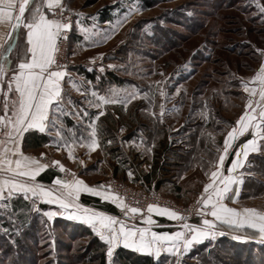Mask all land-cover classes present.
Wrapping results in <instances>:
<instances>
[{"label":"rangeland","instance_id":"obj_1","mask_svg":"<svg viewBox=\"0 0 264 264\" xmlns=\"http://www.w3.org/2000/svg\"><path fill=\"white\" fill-rule=\"evenodd\" d=\"M258 3L264 5V0ZM62 6L65 10L62 16L56 10L57 18H67L72 25L65 66L68 75L63 88L68 114L60 117L64 134L87 138L89 122L102 111L104 114L95 123L100 147L105 149L103 159L109 157V148H119L128 158L140 156V161L151 165L158 151L161 162L171 164L168 169L174 173L173 179L181 183L187 195L201 191L200 185L221 154L223 134L245 102L241 80L251 78L259 61H263L264 12L257 7V0H64ZM220 6L225 9L218 10ZM16 53L11 55V69L0 82V115ZM93 91L105 96L113 91L121 95L135 91L139 95L129 103L107 104L97 109L89 105ZM9 97H13L11 93ZM160 104L165 108L162 118ZM85 111L87 117L83 116ZM161 142L167 150L160 147ZM79 147L74 149L79 151ZM182 153L187 155L184 161L175 157ZM63 156L47 150L37 159L63 180H69L71 174L61 172L53 163ZM46 157L53 162H47ZM107 180L105 177L100 183L107 185ZM125 183L137 184L128 180ZM166 187L174 191L172 185ZM150 191L160 192L180 205L195 200L183 203L165 189ZM17 198L8 201V209L0 215V264H99L87 258L77 263L73 257L65 258L68 246L74 256L85 255L89 238L71 240L70 229L63 226L66 219L58 215L49 220L43 215L57 210L40 209L36 202V211L33 201H29L30 222L23 225L17 216L26 211L13 213L11 209V202ZM33 218L36 228L31 230ZM136 223L139 224L138 220ZM220 239L210 242L224 244ZM19 242V252H8L9 246L16 250ZM234 242L254 247L255 251L264 247ZM192 250L180 256L153 258L164 264H196L199 260H191ZM31 251L34 257L29 254ZM211 256L199 259L210 262Z\"/></svg>","mask_w":264,"mask_h":264},{"label":"snow or ice","instance_id":"obj_2","mask_svg":"<svg viewBox=\"0 0 264 264\" xmlns=\"http://www.w3.org/2000/svg\"><path fill=\"white\" fill-rule=\"evenodd\" d=\"M34 3L35 0H32ZM30 0H0V23H7L10 27L6 37H0V82L11 69L10 56L19 39L21 27L26 29V51L24 59L17 64L11 79L7 81V92L3 100V115H0V215L8 209V201L16 195H22L25 200L33 201V208L37 200L49 205H57L62 211H46L43 213L49 220L60 215L67 219L81 221L88 224L93 231L104 241L107 248L108 264H111L113 251L119 246L159 257L161 252H167L173 256L186 253L194 243H200L205 239H215L217 235H223L217 231L218 224L229 227L248 226L256 229L264 240V213L255 208L237 209L224 203L233 185L243 184L242 174L233 175L237 169L244 166L250 153L261 150V141H264V67L252 78V83L257 87L250 88L249 83L241 80L244 91L249 93L250 99L245 112L237 121V127L232 128L224 141L223 153L213 165L216 170L210 172V182L204 186L197 204V215L201 218L197 225L188 222L189 217L169 207H161L158 204H149L145 209L133 207L125 202V198L115 192L111 185H97L91 187L83 180L75 177L62 180L57 177L54 180V188L45 187L36 182V177L45 171L49 165L39 159L24 155L21 151L20 141L23 134L29 130H38L44 133L51 129L55 131L52 143L59 148H66L70 158L77 146L87 147L89 151H95L100 147L97 138L95 120L104 113L101 111L88 124V135L76 137L74 134L65 135V129L60 117L68 114L64 108L63 81L68 75L65 66L58 63L57 54L60 51V42L67 39V32L71 30V22L67 18H57L56 9H60L62 16L64 8L61 0H43V4H37L30 12L29 19L25 21V11ZM48 9L53 18L44 11ZM257 7L264 12V5L257 0ZM18 11L17 15H13ZM131 10L124 17L126 20ZM119 23V22H118ZM86 34L87 29L83 30ZM15 33V35H13ZM86 35V39H87ZM264 55V51L261 52ZM7 62V67L5 66ZM72 78L69 77V81ZM72 86L79 91L75 82ZM14 93L9 99L8 94ZM259 95V100L253 106L251 97ZM139 95L138 92H128L121 95L118 92H110L109 95H98L91 92L89 100L91 107L100 109L107 104L129 103ZM163 96L164 93L160 92ZM159 117L164 115V105L160 104ZM250 109L251 111H249ZM258 110V111H257ZM50 114L52 119H50ZM79 113H72L78 115ZM153 116L156 113H152ZM88 116L87 111L83 113ZM252 130V139L244 143L236 152L228 174L223 171L224 160L228 155V149L232 141L238 136ZM70 132V130H69ZM111 143V141H109ZM42 156L44 154H41ZM243 156V159H241ZM61 172H65L64 165L59 161L53 162ZM83 163V161H81ZM132 173L129 172V177ZM81 193H89L110 201L120 208L125 220L113 217L95 209H88L79 203ZM235 196H239V187ZM39 211V209H35ZM153 214L165 217L171 221L180 222V230L175 232H156L152 226L156 224ZM141 218L144 227H139L134 222ZM211 217V219L209 218ZM131 220L133 223H128ZM239 238V237H238ZM183 250V252H182Z\"/></svg>","mask_w":264,"mask_h":264},{"label":"crops","instance_id":"obj_3","mask_svg":"<svg viewBox=\"0 0 264 264\" xmlns=\"http://www.w3.org/2000/svg\"><path fill=\"white\" fill-rule=\"evenodd\" d=\"M63 2H64V0H61V4ZM38 4H43V0L40 1ZM32 5H33V2H32V0H30V3L28 5V7L26 8V11L29 8H31ZM18 6H19V0H17V9H18ZM58 9L59 8H57L56 10H58ZM44 11L49 14V18H53L51 13L48 12V9L46 7L44 8ZM17 14H18V11L13 13V15H17ZM25 21L27 22L26 19H25ZM21 29H23V31H24L25 48L22 49V51H21L22 54L15 61L14 71L16 70L17 64L24 59L25 51H26V29H24L23 27H21L20 30ZM9 31H10V27L7 23H0V37H6V35L9 33ZM13 35H15V33H13ZM16 46H17V44H16ZM16 46H15V48H16ZM15 48H14V50H15ZM3 50H4L3 48H0V53H2ZM12 54H13V52L11 53V55ZM9 59H11V56ZM259 62H260V65L254 70L252 77L246 80V82L249 83L250 88L257 87L256 83H252V78L257 74V72H259L261 67H264V55H263V61H259ZM11 64H13V60L11 61ZM12 74H11V77H12ZM65 79H66V77H65ZM65 79L62 82L63 88H64ZM0 91H1V87H0ZM5 92H7V90ZM241 93L245 97V102H244L243 106L241 107V112L238 115V117L231 122L230 127L227 128L223 134L221 154L223 153L224 141H225L228 133L232 130V128L237 127V121L239 120L241 115L245 112L246 106L248 104V100L250 99L249 93L245 92L243 87L241 88ZM11 94H12V96H14V93H11ZM0 95H1V92H0ZM62 95H63V93H62ZM8 96H9V94H8ZM9 99H11V97H9ZM251 99L254 102L253 106H255V102L259 100V95L257 94L256 97H251ZM2 105H3V103H2ZM248 110L251 111L250 109H248ZM1 115H3V111L1 113ZM50 119H51V114H50ZM30 132L45 134V135L49 136L51 138V140L48 144H46L44 147H42L40 149H37L34 151H26L25 150V137H26L27 133H30ZM251 132H252V130L250 129L244 135L238 136L234 141H232L231 147L228 149V155L225 158L224 164H223V171H224L225 175L228 174L227 170L230 167L233 159L235 158L236 152L241 148V146L244 143H246L247 140L253 138ZM54 137H55V133L51 129L47 130L44 133H40L38 130H29L23 134V137L20 141L21 151L24 153V155L29 156V157H34L36 159H37L38 155L45 154V151H47V150H54V151H56V153H59V154L63 153L64 154L63 159L57 158L56 161H59L61 164L64 165V168L66 169V171H68L71 174V176H72L71 179H73V174H74L76 178L83 180L87 185H89L91 187L101 185L100 182L105 177L108 180L111 177H114L112 164L118 165V162L116 159H114V157L111 155V153H109V150L106 153V155L109 157H107V159H105V158L103 159L101 155L105 149H102L101 147H99L94 152H92V151L90 152L87 148L80 146L79 151L77 149L73 150V156L75 157L73 159V158L69 157L68 150L66 148H59V150H58L57 146L53 145L52 141H53ZM0 139H3L2 133H0ZM98 141H99V139H98ZM260 143H261V150L259 152L250 153L247 160L244 161V166L242 168L237 169L236 172L233 173V175L242 174L241 178L243 179L244 182H243V184H241L239 186H237V185L232 186V191L228 193V198L225 199V201H224V203H226L229 207H234L237 209L255 208L259 212L264 213V166H253V164H251V158L252 157H255V156H263L264 157V141H261ZM75 150H77L78 152ZM98 155L101 157H98ZM93 159H96V160H93ZM241 159H243V156H241ZM81 161H83V163H81ZM141 162H143V165H141L139 167L137 166L138 170L144 172L145 174L150 173V171L152 169V166H151L152 163H151V165H148L145 160H142ZM128 165H129V167L126 170V174H125V176L127 177V180L131 183L132 182H140L141 178L136 177L137 176L136 175V172H137L136 165L133 164V162H131V161ZM210 170L214 171L216 169H215V167H212ZM211 171H209V173L205 179L206 181L200 185L201 191L199 190V191H194V192L190 193L192 195L191 199L188 198V196L190 194L187 195L184 188L181 191V194L167 189V187H166L167 185H172V187H173L175 183L177 186L178 185L181 186V183L179 181H176V180H174L176 182H166L165 185H163L161 187V190L165 189V191H167L172 197H175L176 199L178 198V200H181L183 203H188L192 199H196V198L200 197L201 193L203 192L204 186L210 182L209 176H210ZM129 172L132 173L131 177H129ZM57 177L62 179L58 173L46 169L45 171L41 172L36 177V182L43 184L45 187L54 188V187H56L54 185V180ZM114 178H116V177H114ZM71 179H69V180H71ZM116 179H118V178H116ZM183 179H184V177H183ZM103 185H105V183H103ZM152 186H154V185H152ZM237 187H239V196L238 197L235 196V191H236ZM84 196L89 197L86 200L89 202L91 200V202L90 203L83 202L82 198ZM15 197H22L23 198V196L19 195V194L16 195ZM92 199H99L102 202V204H105L107 206L108 209L113 210V211H118V212L117 213H111L109 211H104L102 209H99L97 207V205L95 204V202L92 201ZM28 201H32V200L29 199ZM36 202L39 203L40 205L46 206L47 210L54 209L57 211H62L61 209H59V207L57 205H49V204L44 203V202L39 201V200H37ZM79 203L88 209H95L98 212H102V213H105L107 215H110L113 217H118L119 219H121L120 208L117 207L116 205H114L113 203H111L110 201L102 200L98 196H94V195H91L89 193H81L80 198H79ZM62 217L64 219L70 221V222L77 223V224H80V225L86 227L95 236H97L99 238V236L93 231V229L88 224L81 222V221L67 219L66 216H62ZM209 218L211 219V217H209ZM200 219L201 218L199 216H196L193 219L192 224H194V225L199 224ZM137 220L139 222V224L136 223L137 226H139V227L145 226L142 223L141 218L138 217ZM153 220L156 221V224H154L152 226L153 231H156V232H175V231L180 230L179 225L176 223V221H171L165 217H161V216H158L156 214H153ZM158 228H161V229H158ZM217 231L222 232L223 235H217L215 237V239L216 238L217 239L218 238H231L237 242H242V243H248L249 242V243L257 244L260 246H264V240L261 239L258 231L256 229H253V228L248 227V226L229 227L228 225L218 224ZM99 240L107 246V244L104 241H102L100 238H99ZM211 240H213V239H205L200 243H194L188 251L192 250L197 245H201V244H203L207 241H211ZM107 248H108V246H107ZM119 248H124L126 250L139 253L135 250L125 248L121 245V246L117 247L116 249H114L113 256H112L113 259H114L116 251ZM182 252H183V250H182ZM139 254L148 255V256H152V257L154 256V255H149V254H145V253H139ZM163 255H169V253L162 251L160 256H163Z\"/></svg>","mask_w":264,"mask_h":264},{"label":"trees","instance_id":"obj_4","mask_svg":"<svg viewBox=\"0 0 264 264\" xmlns=\"http://www.w3.org/2000/svg\"><path fill=\"white\" fill-rule=\"evenodd\" d=\"M40 1L42 0H35L31 8H29L25 12V19L28 20L30 16L31 10L37 5ZM228 6V5H227ZM226 6V7H227ZM212 8V6L210 7ZM220 9H225V7L220 6L218 7ZM201 25V24H200ZM197 24L198 28H203ZM25 48V42H24V31L21 29L19 31V39L17 42V46L15 50L13 51L12 56L14 57V54L16 53L17 58L20 57V51ZM19 53V54H18ZM15 58V61L17 60ZM86 77H89L90 79H94V76L91 74H86ZM135 118V117H134ZM133 118V119H134ZM51 138L45 134H39L36 132H30L27 133L25 137V150L26 151H34L37 149H40L44 147L46 144L50 142ZM161 148L167 150V147L164 146V142H161ZM119 148L115 149H108L109 153L114 157V159L117 160L118 165L112 164L113 168V175L114 177L118 179H122L127 181V177L125 176L126 170L129 167L130 161L133 162V164L136 165V177H140L141 180L140 182H133V183H141L148 190H155L159 191L161 190V187L165 185L166 182H176L174 181V173L171 174L170 170L168 167L171 165L169 164H163L161 162L159 152H155L156 156L154 157V161L152 162V169L150 173L145 174L144 172L138 170L137 166L143 165V162L140 161L139 157L132 156L131 158H128L125 154H123ZM121 153V155H120ZM187 155L182 154H175V157L177 159H180L184 161L183 157H186ZM130 159V160H129ZM251 164L253 166H264V157L263 156H255L251 158ZM180 165V164H178ZM176 180V179H175ZM138 181V180H137ZM154 185V186H152ZM173 190L177 193H181L182 187L179 185L177 186L176 183L173 186ZM89 197L84 196L82 198L83 202L90 203L86 199ZM91 199V198H90ZM92 201L95 202L97 207L99 209H102L104 211H109L111 213H117L118 211H113L107 208L105 204H102V202L99 199H92ZM12 206V212H20L21 210L26 211V214L24 213H19L17 216L20 221L22 222L23 225L28 224L30 221V208H32V203L29 202L28 200H25L22 197H18L17 199L13 200L11 202ZM40 209H46V206L44 205H39ZM32 227L31 230L35 229V219L33 218L32 220ZM63 222V221H62ZM61 222V223H62ZM63 226L67 227V229H70V233L68 231V235L70 236L71 240H75L77 237L81 238H89V247L84 249V252H86L85 255L83 254H76L75 256L71 253L72 248L71 247H65L66 252H68V256L65 258H74V261L80 262V261H85V258L89 259L91 263L93 262H99V264H106L107 263V246L102 243L97 236H95L89 229L86 227L73 223L70 221L64 220ZM26 234V232H25ZM22 240V239H21ZM221 242L224 244H214L211 243L210 241H207L201 245H199L197 248H193L192 250V258L191 260L198 261L196 264H213L212 262H218L220 261V264H264V247H261L258 249V251H255L254 247L247 246L246 244H237L234 242L233 239L231 238H222ZM231 241V242H230ZM235 243V244H234ZM240 245V246H239ZM21 243L19 242L16 250L14 247L9 246L8 247V252L10 253H15L19 252L21 248ZM251 247V248H250ZM254 248V249H252ZM30 250V249H28ZM31 256H33L32 251L29 252ZM206 255H212L213 261H205L204 258L201 260L199 259L200 257L206 256ZM34 257V256H33ZM114 264H164L162 261H156L153 257L148 256V255H142L133 251L126 250L124 248H119L114 256ZM190 264V263H189Z\"/></svg>","mask_w":264,"mask_h":264},{"label":"built area","instance_id":"obj_5","mask_svg":"<svg viewBox=\"0 0 264 264\" xmlns=\"http://www.w3.org/2000/svg\"><path fill=\"white\" fill-rule=\"evenodd\" d=\"M64 5V4H63ZM65 10V9H64ZM67 39L60 42V51L57 54L58 63L66 66L67 55H68V44L71 37V31L67 32ZM47 162H53L52 159L46 157ZM107 185H111L112 189L115 192H118L121 196L125 198V202L133 207H140L142 209L147 208L149 204H158L161 207H169L174 210L181 212L183 215L189 217L188 222L192 224L193 219L198 216L197 208L199 205L197 201L199 198H196L193 202L188 205H180L173 201L170 198H167L160 192L150 191L141 183L137 184H126L116 179H109ZM126 217L121 213V220H125ZM137 222V219L134 221ZM177 222V221H176ZM128 223H133L129 220ZM180 225V222H177Z\"/></svg>","mask_w":264,"mask_h":264}]
</instances>
